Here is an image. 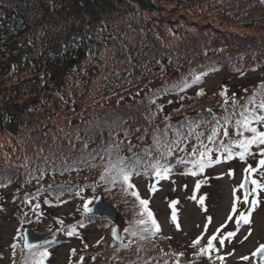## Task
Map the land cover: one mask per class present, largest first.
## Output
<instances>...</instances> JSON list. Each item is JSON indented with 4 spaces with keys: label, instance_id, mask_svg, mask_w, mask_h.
<instances>
[{
    "label": "trees",
    "instance_id": "trees-1",
    "mask_svg": "<svg viewBox=\"0 0 264 264\" xmlns=\"http://www.w3.org/2000/svg\"><path fill=\"white\" fill-rule=\"evenodd\" d=\"M64 1L67 9L72 4L78 6L82 15L87 17L85 24L70 27L65 37L61 35L45 44L37 54L36 43L26 39L31 32L26 11L29 8L27 1L19 7L15 2L0 0V10H4L0 14V132L27 129L38 107L47 101L53 105L51 109L57 111V114L64 112L69 115L70 127L74 124V119L79 118L74 124L76 127L72 128L79 132L78 141L81 140V144L73 148L74 153L62 151L59 159L37 156L39 165L30 162L15 165L13 173L0 169V176L3 175L0 177V213L1 203L3 205L6 202L3 199L6 196L5 187L14 182L19 183L16 189L20 197L15 202H21V227L25 224L36 225L45 205L55 207L74 201L81 205L80 215L73 223L57 228L47 242L32 250L25 251L22 243L13 241L11 264H36L41 259L40 253L47 252L48 255L43 257V264H46L51 250L73 237L79 240V247L72 248L71 264H83L86 255L98 260V264H191L203 258L209 264H225L226 257L218 259L221 255L215 251V241L214 250L210 254L200 253V249L206 247L208 241L202 239L199 245L193 247L191 256H187L184 250L171 246L169 239L160 232L154 236L142 233L141 226L135 224V221L143 218L139 215L142 209L139 201L129 194L132 190L126 192L120 183L113 185L110 182L111 176L104 180H101V176L109 161L116 162L119 158L124 159L129 169H135V174L131 177L134 185L133 178L136 176L145 178L152 186L171 179L177 172L198 178L197 180L205 177L207 181L210 178L208 172L222 163H247L251 169L256 170L251 172L253 179H256L257 172L264 176V168L259 165L261 147L264 145L250 146L245 159L241 160L239 153L242 149L236 146V142L242 137L235 133L236 122L242 118L241 112L264 115V111L257 107L264 100V79L248 85L235 84L237 79L259 71L264 73V0H250L255 8H259L260 13L243 15L239 19L237 17L234 19L236 24L232 23L236 28L244 26L256 30L251 35L240 34L227 27L231 23L228 24L225 19L229 18L227 13L231 10L224 6L215 7L219 10H210L219 19L209 20L210 17L202 12L205 0ZM168 4L178 5L177 7L190 4L191 7L198 8L195 19L192 17L194 30L186 33L184 38L178 35L182 28L169 27L173 34L171 39L180 38L179 41H183L181 48L185 52L179 51L175 45L170 46V40L162 31L165 21L160 12ZM250 12L252 8L245 13ZM103 21H109L110 25H104ZM116 22L120 25L114 27ZM123 29L138 31L140 37L136 44H131L128 55L124 56L125 62L122 61L117 70L101 81L99 90L96 89L99 82L92 80L89 82L92 87L83 86L81 90L78 83L85 77L82 73L85 69L81 68L83 59L101 52L111 40L125 42L122 39ZM110 35L113 37L109 39ZM129 62L134 64L133 68ZM221 72L224 73L216 90L209 93L203 84L210 76H217ZM59 76H63L60 82ZM13 79H16V84L8 89L6 84ZM107 82L111 85L104 90L102 87ZM4 88L8 92L3 95ZM130 90L133 94L129 93ZM125 91H128L133 101L125 102ZM201 91L203 95L199 94ZM225 91L227 103L225 95H222ZM93 92L100 95L102 104L107 99L109 104L115 102L105 113L97 116L95 125L88 123L85 116L90 113L85 104ZM226 120L231 121L226 125L228 136L225 137L220 128V134L210 142L209 136L213 129L225 125ZM255 126L259 131H264V124ZM112 132L117 137L109 139L107 136ZM252 135L250 132L244 133L247 137ZM111 138L114 143L110 141ZM221 142L231 147V158L221 147ZM108 143L112 145L109 146ZM201 143L207 145L209 150L205 159L212 161L203 171L194 168L189 162L196 158L191 156L194 148L197 156L199 155ZM169 147L173 152L166 155ZM156 162L170 167V173L157 178L150 167ZM191 171H197L198 174L193 176ZM114 174L113 172L112 175ZM26 182H29L26 188L29 187L30 191L23 196ZM134 190L139 192L141 199L147 200L136 185ZM100 194L113 202L123 217L124 238L120 242L106 229V223L112 226L110 220L85 212L86 203L94 201ZM234 205L236 210L233 212L232 207L231 213L237 224L246 205L244 198L235 196ZM148 208L155 218L154 211L149 205ZM31 212L35 216L28 217ZM98 218L99 221L103 220L101 227L105 231V240L90 247L83 239V230ZM155 220L157 222L156 218ZM128 228L135 230L137 235L126 232L125 229Z\"/></svg>",
    "mask_w": 264,
    "mask_h": 264
},
{
    "label": "rangeland",
    "instance_id": "rangeland-1",
    "mask_svg": "<svg viewBox=\"0 0 264 264\" xmlns=\"http://www.w3.org/2000/svg\"><path fill=\"white\" fill-rule=\"evenodd\" d=\"M9 2H15L14 4L19 7L24 5L25 2L28 4L29 8L26 11L29 15L28 21L31 32L26 36V39L28 41H33L34 44L36 43L37 54L41 51L42 46L51 43L55 38H59L61 35L65 37V34H68V29L70 27H77L78 25L83 26L87 20V17L82 15V12L78 10V6L72 4L70 8L67 9L64 0L61 2L59 0H9ZM51 5H55V7ZM187 5L191 7L190 4L181 5L179 7H177L178 5L173 6L168 4L167 8L160 12L162 19L165 21L162 31L170 40V46L175 45V47L179 48V51L181 52L186 51L181 48L183 47V41H179L180 38H173L174 40H172L171 37H173V34L169 27L176 26L182 28V32H178V35L181 38H184L186 33L190 30H194L192 17L195 19L194 16L196 15L195 13L198 8H187ZM217 6H224L225 9L231 10L227 13V17L229 18L225 19L228 24L231 23V26H227L229 29L240 34L248 33L251 35L256 32V30H251L244 26L239 28L235 27L237 22L234 20L235 18L238 17L237 19H239V17L243 15H252L261 12L259 11V8L254 7L250 0H205L202 6L204 11L202 12L210 17L209 20L217 21L216 19H219V17L211 14L213 10H219L215 9ZM50 7H53V9ZM251 8L252 12L245 13L247 10H251ZM207 11L208 13H206ZM3 12L4 10L1 9L0 14ZM117 22L122 21L117 20ZM117 22L114 27L120 25ZM103 23L104 25H108L109 21H103ZM130 30L131 31H126L123 29L122 39H124L125 42L117 43V41L114 42L111 40L107 46L103 47L101 52L94 54L90 58H85L86 60L83 59L84 62L81 65V68L82 70L85 69L82 71V73L85 74V77L81 79L83 81L78 83L81 90H83V86H88L89 88L92 87L91 83H89L91 80L92 82L98 81L99 83L96 89H100L101 81H104L110 73L117 70L119 65H122V61L125 62L126 57L124 56L125 54L128 55L129 52L127 51H129L131 44L133 42L136 44L139 41L138 39H140L138 31L133 29ZM138 30L140 31L141 29ZM112 37L113 36L110 35L109 39ZM129 64L132 68L134 67V64H131V62H129ZM223 73L224 72H221L217 76H210L205 84H203V87H205L209 93H213L216 90ZM76 75L77 74H75V76ZM24 76L25 79H27L28 76L26 73ZM62 77L63 76H59L58 82L63 80ZM71 77L72 75L67 78L70 79ZM79 78L82 77L79 76ZM262 79H264V73L259 71L246 78L237 79L235 84L248 85ZM14 84H16V79L8 81L6 85L9 86L8 89H10ZM110 85L111 83L107 82L102 88L104 90L108 89ZM90 90H93V88ZM6 92L8 91L5 90V88L2 89L3 95ZM126 93H128V91H125V102L129 100L133 101V99H130L129 94H133L132 91L130 90L128 95ZM101 96H103L102 93ZM1 99L2 96L0 95V100ZM100 99V95L93 92L90 93L88 102L85 104V108L90 111V113L85 116H87V122L92 123V125L97 123V116H101L115 103L109 104L107 99L106 103L103 102V105ZM52 106L53 105L47 101L43 106H39L27 129H24L23 131L15 129L13 131L6 130L0 132L1 170L13 173L15 165H25L26 162L39 165L40 162L37 160V156L48 157V159L53 157L59 159L62 151L74 153L73 148L77 147L81 142L80 139L78 141L80 134L78 136L79 132L74 128L76 127L74 124L77 123L79 118L74 119V124L70 127V122L68 121L70 119L69 115H65L64 112H59V114H57V111L51 109ZM72 126L74 127L72 128ZM96 129L97 128H95V130ZM114 134L115 133L112 132L111 135H108L107 137H109V139L110 137H117ZM90 135L94 136V134ZM131 139H133V137H131ZM110 141L114 143L112 138ZM107 145L110 146L112 144L108 143ZM125 145H127V140L125 141ZM109 146H107V148ZM261 149L264 150V146H262ZM261 159H264V156H261ZM253 161H255V159ZM249 169L250 166L247 163L231 165L222 163L217 164L208 172L210 178L207 181L205 180V177L203 180L199 179V181L197 180L198 178H193L184 175L181 172H177L171 179L164 180L159 184H153L152 186H150L147 183V180L141 176L134 177L133 182L143 197L149 201V207L154 211L157 224L160 228L159 232L168 238L170 241L169 244L171 246H176L178 248L177 250H184L187 256H191L194 247L193 241L199 236H202L203 240L207 241L210 236L217 234V240L215 241L217 247L215 251L217 254H220L223 259H225V257L227 258L225 259V264H264V259H256L255 256L252 255L256 252L257 248L264 245V188L257 189L255 192L252 191L256 186L251 184L253 178ZM32 172L35 174L33 168ZM246 175L249 177L250 187L248 191V202L245 205L243 214H248L253 199H256L258 204L255 209L251 211L250 223L245 224L243 220H241L239 225H237L235 224V217L231 211L235 196L244 198L245 192L241 185L243 184ZM2 176L3 175L0 177ZM255 178L260 183H264V176H261L258 172L255 175ZM15 183L16 182L5 187L4 193L6 196H4L3 199H5L6 202H3V205L1 203L0 264H11V257H13V241L22 243L25 249L24 231L26 229L38 232H48L52 229L53 232L49 236L50 238L54 235L57 228L59 229L63 225L73 223L80 215L79 211L81 212V205L76 201L55 207L45 205L42 210V215L39 217L36 225L25 224L21 227V218L23 217V213L20 210L21 202L19 200L15 202L16 198L20 197V193L16 189L19 187V183ZM28 183L29 182H26V184H24L25 188L23 190V196L30 191L29 187L26 188ZM197 183H199L198 188ZM94 201L86 203V205L89 206ZM105 201L113 204V202L106 198ZM115 208L117 213H119L117 219L103 215L92 216L110 220L112 226L106 223V229L112 234L114 228L118 226L123 239V217L116 206ZM86 213L89 214L88 212ZM173 214H175V220L172 218ZM32 216H35V214L31 212L28 217ZM229 217L232 218L229 219ZM59 218L63 220H59ZM102 225L103 220L99 221L98 218L88 225L85 231L83 230V239L86 240V243L90 247H94L100 241L105 240V231L103 227H101ZM217 230H219V232H217ZM20 231L21 233H19ZM229 232H234L235 235L228 238L227 233ZM60 238L65 239L64 236H60ZM221 238L224 239L223 244L219 243ZM48 239L45 242H47ZM75 247H79V240L77 238L75 239L73 237L70 240H66L65 243H62L55 249L51 250L46 264H71L73 260L72 251L74 250L72 248ZM99 249H101V246H99ZM244 257H249V259L245 260ZM98 262V260H93L86 255L82 263L98 264ZM191 264H209V261L203 258Z\"/></svg>",
    "mask_w": 264,
    "mask_h": 264
},
{
    "label": "snow or ice",
    "instance_id": "snow-or-ice-1",
    "mask_svg": "<svg viewBox=\"0 0 264 264\" xmlns=\"http://www.w3.org/2000/svg\"><path fill=\"white\" fill-rule=\"evenodd\" d=\"M198 79V78H197ZM200 95H203V91L199 93ZM222 95H225V103H227V94L226 91L222 93ZM254 101H250V103H253ZM258 109L261 111H264V100H262L259 105L257 106ZM241 119L236 122L235 125V133L237 136L242 137L239 141L236 142V146L242 149V151L239 153V157L241 160L245 159V154L248 153L250 146L252 145H264V131H259L258 128L255 125L258 124H264V115L258 114L256 112H251L249 114H245V112H241ZM231 123V121L226 120L225 125L220 126L219 128H214L211 135L209 136V141H213L214 137H217L220 134V128L223 129V135L225 137L228 136V130L226 125ZM252 133L253 135L251 137L244 136V133ZM199 139V137H198ZM221 147L224 148L225 151L228 152L229 158H231L232 153H231V147L225 146L223 142H221ZM200 148L202 149L199 152V155L197 156V151L194 148L191 156L196 157L195 159L190 160L189 162L193 165L194 168H198L199 171H203L204 168L210 164L212 161L206 160L205 157L208 155V147L207 145H204L201 143ZM173 152V149L171 147L167 148L166 150V155H171ZM261 156H264V150L261 151ZM183 162V161H182ZM259 165L261 167H264V159H261L259 161ZM153 171L155 172V175L157 178H161L162 176H167L168 173H170L171 168L167 166L160 165L159 162H156L155 164L150 166ZM250 172L256 171L255 169H249ZM115 173L112 175V173ZM135 174V169H129L125 163L123 158H119L116 162L109 161L105 173L101 176V180H104L107 176H111V183L115 185L116 183H120L121 185L124 186V190L126 192L130 191L129 194L134 196L138 201L141 206L142 211L139 213L142 219H139L135 221V224L140 227V230L142 233H150L151 235H156L159 231V225L157 224L153 213L151 210L148 208L149 201L145 199H141L139 192L134 190L135 185L131 183V177ZM191 175L195 176L197 175V171H191ZM251 184L255 185L256 187L252 189L253 192H255L257 189L264 188V183H260L256 179L251 180ZM199 187V183H197V188ZM241 187L243 188L244 185L242 184ZM248 196L249 192L246 190L244 194V202H248ZM239 199V198H237ZM258 201L256 199H253L251 201V206L249 209V212L247 215L245 214H240L239 218L237 219L236 223L239 225L240 221L243 220L245 224L250 223V215L251 211L255 209L257 206ZM86 211H91V209L88 208L87 205H85ZM235 205L233 206V212H235ZM173 220L176 219L175 214H173ZM232 217H229L231 219ZM210 220V218H209ZM126 232L130 231L133 236L137 235V232L131 228L125 229ZM219 232V230H217ZM71 234V233H69ZM235 235L234 232H229L227 233V237L231 238ZM203 237H198L195 241H193V246L199 245L201 243V240ZM217 240V234H213L212 236L209 237L207 241L206 247H203L200 249L201 254H210L214 250V241ZM220 244L224 243V239L221 238L219 240ZM29 247H31L29 245ZM47 252H41L40 257L41 259L36 262V264H43V257L47 256ZM182 255V254H181ZM253 256L260 255L261 258H264V245H261L259 248H257L256 252L252 254ZM218 259H223V257H218ZM245 260L249 259V257H244Z\"/></svg>",
    "mask_w": 264,
    "mask_h": 264
},
{
    "label": "water",
    "instance_id": "water-1",
    "mask_svg": "<svg viewBox=\"0 0 264 264\" xmlns=\"http://www.w3.org/2000/svg\"><path fill=\"white\" fill-rule=\"evenodd\" d=\"M243 190L244 192L247 190L249 191V177L246 176L245 180L243 182ZM89 209H91V211H86L91 215H103L106 217H111L114 219L118 218V214L117 210L115 208V206L111 203H108L105 201V198L102 194H100L96 200L88 206ZM52 229L49 230L48 232H38L35 230H31V229H26L24 231V237H25V242H24V246H25V250L29 251L32 248H34L35 246L45 242L49 236L52 234ZM113 238L116 241H121L122 237H121V233H120V228L118 226H116L112 232ZM29 245L31 247H29ZM256 259H264L261 258L260 255L255 256Z\"/></svg>",
    "mask_w": 264,
    "mask_h": 264
}]
</instances>
